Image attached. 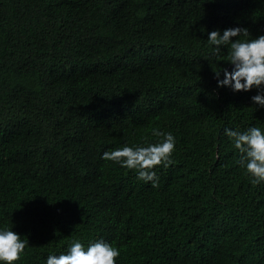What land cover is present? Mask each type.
I'll return each mask as SVG.
<instances>
[{"label": "trees", "instance_id": "trees-1", "mask_svg": "<svg viewBox=\"0 0 264 264\" xmlns=\"http://www.w3.org/2000/svg\"><path fill=\"white\" fill-rule=\"evenodd\" d=\"M234 27L264 35V0H0V230L28 241L13 264L101 239L116 264H264V181L224 132H264V106L218 86L230 46L208 41ZM153 129L175 137L158 186L102 158Z\"/></svg>", "mask_w": 264, "mask_h": 264}, {"label": "clouds", "instance_id": "clouds-1", "mask_svg": "<svg viewBox=\"0 0 264 264\" xmlns=\"http://www.w3.org/2000/svg\"><path fill=\"white\" fill-rule=\"evenodd\" d=\"M241 35L249 36L250 33L247 28L234 27L225 29L222 35L218 30L211 31L208 35L209 43L216 46L217 52L221 46H230L227 61L233 68L231 71L224 70V79H218V86H228L234 92L250 91L255 87L258 93L251 99L264 106V35L251 40H232ZM224 132L241 153L240 165L246 166L247 172L254 177L252 184L264 181V132L258 127H251L244 132L226 128ZM152 134L163 137V140L147 146L125 145L113 151H105L102 158L119 163L122 167L135 169L139 180L158 186L159 178L152 169L160 165L167 167L173 163L171 156L175 150V137L157 129H153ZM27 244V240H21L20 234L7 229L0 230V261L13 264L20 259ZM119 255L117 248L102 239L90 244L86 250L81 243L74 242L68 254L58 257L49 255L46 264H116Z\"/></svg>", "mask_w": 264, "mask_h": 264}]
</instances>
